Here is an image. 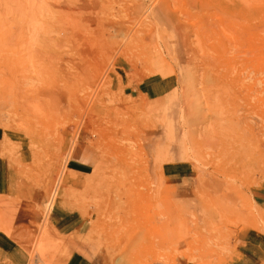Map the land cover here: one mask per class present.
I'll list each match as a JSON object with an SVG mask.
<instances>
[{
    "label": "rangeland",
    "instance_id": "rangeland-1",
    "mask_svg": "<svg viewBox=\"0 0 264 264\" xmlns=\"http://www.w3.org/2000/svg\"><path fill=\"white\" fill-rule=\"evenodd\" d=\"M0 181V264H264V0H0Z\"/></svg>",
    "mask_w": 264,
    "mask_h": 264
},
{
    "label": "crops",
    "instance_id": "crops-1",
    "mask_svg": "<svg viewBox=\"0 0 264 264\" xmlns=\"http://www.w3.org/2000/svg\"><path fill=\"white\" fill-rule=\"evenodd\" d=\"M80 156V154H79ZM79 166V164H77ZM2 189V184L0 181V193ZM260 197L264 198V189H262L260 191ZM57 230L59 232L65 233L70 231L71 227H75V229H79L82 227V219L80 218H76L75 216L73 217L71 214H68L67 216L63 217L57 224ZM6 236L4 233H0V254H10L12 253L11 251H13L12 247L13 244L10 241L9 237ZM250 242V241H249ZM256 242V240H255ZM257 249L254 248V252H252V254L250 253L249 256L247 257L246 255H243V257L241 259L238 260V264H254L256 263V261L259 260L260 256L262 255V248L260 244H253ZM66 246V243H63L62 247L64 248ZM64 250V249H63ZM10 252V253H9ZM260 255H259V254ZM254 262V263H253ZM13 264L14 261L12 262ZM64 264H88L87 261H85V259H83L80 255H72L70 256Z\"/></svg>",
    "mask_w": 264,
    "mask_h": 264
},
{
    "label": "bare ground",
    "instance_id": "bare-ground-1",
    "mask_svg": "<svg viewBox=\"0 0 264 264\" xmlns=\"http://www.w3.org/2000/svg\"><path fill=\"white\" fill-rule=\"evenodd\" d=\"M12 74V73H11ZM12 78V77H11ZM14 78V77H13ZM9 80H10V78H9ZM14 80H15V78H14ZM13 82V81H12ZM16 82H13V84H15ZM17 85H14V87H16ZM9 89V88H8ZM13 90H14V88H12ZM11 89V90H12ZM16 89H18V86H17V88ZM18 91H20V90H18ZM11 92V91H10ZM13 92V91H12ZM22 92V91H21ZM20 92V93H21ZM19 93V94H20ZM59 93H60V91H59ZM19 94H17V95H19ZM13 95H14V93H13ZM59 95V94H58ZM60 96H61V94H60ZM14 97V96H13ZM12 96H11V98H13ZM16 97V96H15ZM6 104V103H5ZM10 107V106H9ZM8 109V108H7ZM29 111V110H28ZM251 144H252V142H251ZM34 146V145H33ZM34 166V165H33ZM67 177V176H66ZM73 184V183H72ZM108 184V183H107ZM111 191V190H110ZM62 192V191H61ZM108 193V192H107ZM59 194V190L57 191V196H59L58 195ZM62 194V193H61ZM55 195H56V193H55ZM95 195V194H94ZM55 197V199L57 198L58 199V197ZM97 196H98V198L100 199V200H102L105 196H106V194L105 193H102V192H100V193H98L97 194ZM60 197V196H59ZM120 197L122 198V196L120 195ZM60 199V198H59ZM99 200V201H100ZM123 200V199H122ZM98 201V200H97ZM54 202V201H53ZM50 203V202H49ZM100 203H104L105 205H107V207L108 208H110L111 209V207H112V205H111V201L110 200H108L107 198L105 199V200H103L102 202L100 201ZM52 204V203H51ZM86 206V205H85ZM102 206V205H101ZM61 207V206H60ZM98 207V206H97ZM215 207V206H214ZM59 210V209H58ZM97 210H98V208H97ZM100 210V209H99ZM102 211V210H101ZM108 216V215H107ZM95 220V219H94ZM121 220H122V218H121ZM100 222V221H99ZM94 224H95V222H94ZM104 224H106V225H104ZM96 226V225H95ZM97 226H100V225H97ZM109 226H112L110 229V232H112V231H114L115 232V229L118 227V224L116 225V224H113V223H111V224H107V223H101V226H100V228H104V230H108V227ZM119 226L121 227V226H123V223H121V224H119ZM124 227V226H123ZM96 228V227H95ZM126 228V227H125ZM89 229H90V227H89ZM126 230H128V229H126ZM92 231V230H91ZM95 229H93V233L95 234ZM100 231V230H99ZM92 233V234H93ZM93 236H95V235H93ZM105 238V237H104ZM93 239V238H92ZM67 240V242L68 243H71V242H73V239L71 238V239H66ZM65 243V242H64ZM78 242H76V244H77ZM84 243V242H83ZM70 245V244H69ZM74 245H75V240H74ZM73 246V245H72ZM76 246V245H75ZM75 246H73L75 249H76V247ZM77 246L80 248V246L77 244ZM84 247V246H83ZM87 247V246H86ZM81 249V248H80ZM85 249V248H84ZM77 250V249H76ZM82 250V249H81ZM78 251H79V249H78ZM110 251V250H109ZM108 253H110V252H108ZM116 252H114V254H115ZM122 253V252H121ZM111 254V253H110ZM41 257H43V255H41ZM52 256H50V258H51ZM49 258V259H50ZM47 264H48V262H47ZM117 264V263H116Z\"/></svg>",
    "mask_w": 264,
    "mask_h": 264
}]
</instances>
